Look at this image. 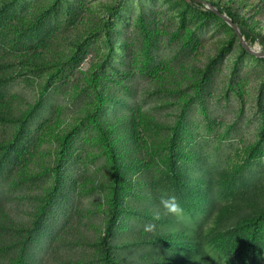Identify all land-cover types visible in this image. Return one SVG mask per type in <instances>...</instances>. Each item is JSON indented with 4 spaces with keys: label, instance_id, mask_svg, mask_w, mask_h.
Here are the masks:
<instances>
[{
    "label": "rangeland",
    "instance_id": "rangeland-1",
    "mask_svg": "<svg viewBox=\"0 0 264 264\" xmlns=\"http://www.w3.org/2000/svg\"><path fill=\"white\" fill-rule=\"evenodd\" d=\"M207 8L0 0V264H264V57Z\"/></svg>",
    "mask_w": 264,
    "mask_h": 264
},
{
    "label": "trees",
    "instance_id": "trees-1",
    "mask_svg": "<svg viewBox=\"0 0 264 264\" xmlns=\"http://www.w3.org/2000/svg\"><path fill=\"white\" fill-rule=\"evenodd\" d=\"M192 3L196 4V5H200L204 7V3L195 1V0H190ZM213 5V4H212ZM215 6V5H213ZM219 9L220 12L227 14L235 23H237L241 29L242 35L245 38V41L248 43L249 46L253 47L256 44V41H259V44L261 46V48L264 50V36L257 34L255 32H253L249 27H247L244 23H238L237 22V17L236 15L232 12L231 8H223L220 6H215ZM207 12L209 14H213L214 12H212L210 9L207 8ZM215 14V13H214ZM115 51L116 48H115Z\"/></svg>",
    "mask_w": 264,
    "mask_h": 264
},
{
    "label": "water",
    "instance_id": "water-1",
    "mask_svg": "<svg viewBox=\"0 0 264 264\" xmlns=\"http://www.w3.org/2000/svg\"><path fill=\"white\" fill-rule=\"evenodd\" d=\"M201 3H204L208 9H210L212 12H214L219 18H221L224 22H226L228 25L232 27L234 30L240 44L244 48V50L254 56L257 57H264V52L255 51L251 46L248 45V43L245 41L244 36L242 35L241 29L237 23H235L227 14L222 13L219 11V9L215 6H213L210 3L204 2L203 0H195Z\"/></svg>",
    "mask_w": 264,
    "mask_h": 264
},
{
    "label": "clouds",
    "instance_id": "clouds-1",
    "mask_svg": "<svg viewBox=\"0 0 264 264\" xmlns=\"http://www.w3.org/2000/svg\"><path fill=\"white\" fill-rule=\"evenodd\" d=\"M259 44V41H256ZM160 203L167 213H171L177 217H180L184 213V209L181 207L175 195L165 194L161 197ZM154 225H148L147 228H152Z\"/></svg>",
    "mask_w": 264,
    "mask_h": 264
}]
</instances>
